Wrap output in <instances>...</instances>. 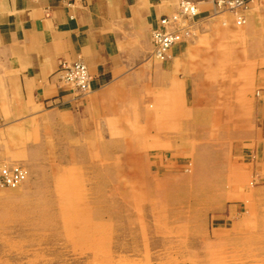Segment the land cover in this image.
Wrapping results in <instances>:
<instances>
[{
    "label": "rangeland",
    "instance_id": "rangeland-1",
    "mask_svg": "<svg viewBox=\"0 0 264 264\" xmlns=\"http://www.w3.org/2000/svg\"><path fill=\"white\" fill-rule=\"evenodd\" d=\"M255 6L264 3L222 14L244 25ZM247 92L257 101L262 90ZM167 99L129 102L107 131L51 127L29 149H0L9 153L0 165L29 172L17 188H0V264H264L256 151L226 132L214 138L221 147H201L208 138L181 132Z\"/></svg>",
    "mask_w": 264,
    "mask_h": 264
},
{
    "label": "crops",
    "instance_id": "crops-1",
    "mask_svg": "<svg viewBox=\"0 0 264 264\" xmlns=\"http://www.w3.org/2000/svg\"><path fill=\"white\" fill-rule=\"evenodd\" d=\"M179 1L0 0V149H29L32 135L51 127L85 137L99 125L107 131L122 108L150 93L154 102L168 98L167 115L181 119V132L208 138L201 147H221L214 138L226 132L229 143L256 151L263 170L264 6L250 8L240 25L216 0H192L200 10L194 36L157 63L152 32ZM79 61L92 76L86 96L63 88L57 75L60 63ZM247 85L260 86L259 100Z\"/></svg>",
    "mask_w": 264,
    "mask_h": 264
},
{
    "label": "built area",
    "instance_id": "built-area-1",
    "mask_svg": "<svg viewBox=\"0 0 264 264\" xmlns=\"http://www.w3.org/2000/svg\"><path fill=\"white\" fill-rule=\"evenodd\" d=\"M254 3H264V0H216V8L219 12L238 13ZM199 16L200 10L195 2L180 0L177 11L161 18L159 26L152 32L153 56L161 62L170 60L172 50L182 40L192 36V28ZM238 18L242 21L241 16ZM57 75L63 88L73 93L86 96L92 90V76L83 62L60 63ZM28 175V170L22 165H0V188H17L27 180Z\"/></svg>",
    "mask_w": 264,
    "mask_h": 264
}]
</instances>
